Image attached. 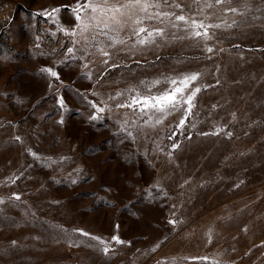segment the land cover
<instances>
[{
    "label": "rangeland",
    "instance_id": "1",
    "mask_svg": "<svg viewBox=\"0 0 264 264\" xmlns=\"http://www.w3.org/2000/svg\"><path fill=\"white\" fill-rule=\"evenodd\" d=\"M0 264H264V0H0Z\"/></svg>",
    "mask_w": 264,
    "mask_h": 264
},
{
    "label": "snow or ice",
    "instance_id": "2",
    "mask_svg": "<svg viewBox=\"0 0 264 264\" xmlns=\"http://www.w3.org/2000/svg\"><path fill=\"white\" fill-rule=\"evenodd\" d=\"M105 2H107V0H105ZM140 2H141V0H130V5H139ZM121 7H126V6L125 5H121ZM146 7L147 6L144 7V10L145 11H146ZM92 11H96V8L93 7L92 8ZM110 11L119 12L120 11V8H113V9H110ZM114 18L115 17H113V19ZM177 19L180 20V21H184L185 18L183 16H179V17H177ZM196 27H203V25H196ZM139 31L140 32H145L146 29L140 28ZM194 34L196 36H199L200 35L199 32H196ZM149 35H152V33H149ZM205 35H207V33H205ZM141 43H143V41H141ZM209 51H211V49H209ZM51 74L53 76L56 75L54 72L51 73ZM188 79H191V80L194 81L196 79V76L193 75L190 78H185V80L183 81V83L185 84V86H187ZM195 91L198 92L199 89H196ZM181 92H182V89L176 88L172 92L166 93L165 95L160 96V97H150V98H144L142 100L141 99H134L131 104L126 105V106L127 107H134L136 105H140L141 106L140 107V110L141 111H144L145 107L156 108L158 111H164L166 107L175 108L181 102L180 99L177 96V94L178 93H181ZM193 95H195V92L193 93ZM191 99H192V96H189L188 99L186 101H184V103H188L189 106H190ZM122 106H125V105H122ZM17 199H19V197H17ZM81 234L82 235H88L87 233H81ZM92 238L93 239H98L96 237H92ZM114 239H116L118 243L120 242L118 240V238H115L114 237ZM100 242L103 243L102 240ZM105 251H107V249H105Z\"/></svg>",
    "mask_w": 264,
    "mask_h": 264
}]
</instances>
